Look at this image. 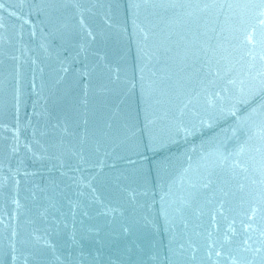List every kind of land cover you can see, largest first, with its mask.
Instances as JSON below:
<instances>
[{
	"label": "water",
	"instance_id": "water-1",
	"mask_svg": "<svg viewBox=\"0 0 264 264\" xmlns=\"http://www.w3.org/2000/svg\"><path fill=\"white\" fill-rule=\"evenodd\" d=\"M0 264H264V0H0Z\"/></svg>",
	"mask_w": 264,
	"mask_h": 264
}]
</instances>
